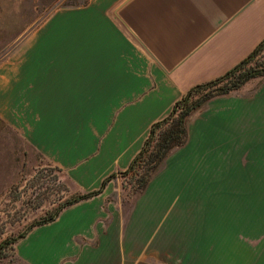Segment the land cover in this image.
I'll return each mask as SVG.
<instances>
[{
  "label": "crops",
  "instance_id": "obj_1",
  "mask_svg": "<svg viewBox=\"0 0 264 264\" xmlns=\"http://www.w3.org/2000/svg\"><path fill=\"white\" fill-rule=\"evenodd\" d=\"M262 39L264 0L66 6L0 65V116L62 169L72 193L95 191L130 166L152 125L189 89L228 72ZM255 79L235 91L243 92L235 114L259 130L264 85L245 96ZM193 123L188 141L196 136ZM120 179L31 230L16 244L18 257L26 264H214L208 239L195 249L198 240L188 239L200 226L166 225L163 208L153 214L145 198L132 205L133 195L116 193ZM126 194L128 209L117 202ZM253 249L251 264H264V237Z\"/></svg>",
  "mask_w": 264,
  "mask_h": 264
},
{
  "label": "rangeland",
  "instance_id": "obj_2",
  "mask_svg": "<svg viewBox=\"0 0 264 264\" xmlns=\"http://www.w3.org/2000/svg\"><path fill=\"white\" fill-rule=\"evenodd\" d=\"M86 1L0 0V65L25 47L29 34L54 11ZM263 85L264 77L251 81L245 96ZM237 97L243 92L218 95L208 108L193 112L187 126L195 121L196 136L171 150L131 200L142 204L145 198L150 211L163 208L166 225L200 226L188 239L198 240L192 249L208 239V260L214 264H251L253 247L264 237V128L249 125L252 119H236ZM115 184L116 193H128L122 179ZM70 193L62 169L0 116V249L5 247L0 264H26L18 257L17 243L10 242ZM117 202L132 206L127 194Z\"/></svg>",
  "mask_w": 264,
  "mask_h": 264
},
{
  "label": "trees",
  "instance_id": "obj_3",
  "mask_svg": "<svg viewBox=\"0 0 264 264\" xmlns=\"http://www.w3.org/2000/svg\"><path fill=\"white\" fill-rule=\"evenodd\" d=\"M263 53L264 39L246 58L228 72L189 89L175 103L168 117L152 125L141 151L135 156L127 169L108 176L98 190L70 193L68 198L60 203L54 211L34 221L26 231L14 238L10 242L12 246L34 228L56 220L68 207L100 194L108 182L117 176L123 180L124 188L128 190L129 195L132 196L142 191L147 186L152 171L157 169L168 153L187 141V121L193 112L215 96L235 92L251 79L264 77V57H261ZM127 177H129L128 181ZM3 248L0 249V253L3 252Z\"/></svg>",
  "mask_w": 264,
  "mask_h": 264
}]
</instances>
